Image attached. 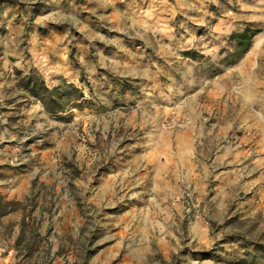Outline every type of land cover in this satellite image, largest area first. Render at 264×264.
Masks as SVG:
<instances>
[{"label":"rangeland","instance_id":"374dc122","mask_svg":"<svg viewBox=\"0 0 264 264\" xmlns=\"http://www.w3.org/2000/svg\"><path fill=\"white\" fill-rule=\"evenodd\" d=\"M0 1V264H264V0Z\"/></svg>","mask_w":264,"mask_h":264},{"label":"crops","instance_id":"0c3cea01","mask_svg":"<svg viewBox=\"0 0 264 264\" xmlns=\"http://www.w3.org/2000/svg\"><path fill=\"white\" fill-rule=\"evenodd\" d=\"M240 11H241V14L244 13L243 11L246 12L245 8L244 9L240 8ZM244 20H245L246 24L243 23V26L247 25L250 29H252L253 27H255V28L257 27L256 25H254V22H253L254 19L252 16L250 18L246 16ZM257 29L260 30L259 28H257ZM260 33H261V31H258V33L256 35H254V37L251 39V45H250L249 49L244 53V55L242 57H240L236 61H235V59H236L235 42L233 39H231L232 34L227 35L225 37V40H224L225 41L224 46L227 47L229 45L230 47H232V49L229 50L228 48H224L223 51H220V54H219L220 60H218V61H220V63H221L222 71H224L225 68H229L230 66H235L239 63L240 64L243 63L244 65L249 64L246 66L254 68L256 66L257 51L259 50L260 46L264 42V37L257 47L254 46L253 39L255 40V37H257V35H259ZM193 35H195V30L191 29L190 30V36L193 37ZM140 54H141V52L132 53V55L134 56V58H132V59H134V62H131V60H130L131 58H127L126 66H127V69L131 70V75L137 74V71L140 69L143 71L144 70L146 71V58H143L144 54H143V56H140ZM113 57H115V56H113ZM251 57L254 58L253 64H250V60H251L250 58ZM191 63H193V62H191ZM157 64H158V67H157V65L155 67H156L158 72L163 67H168L167 61L165 58H163L162 60L157 62ZM194 64L196 65V63H194ZM172 65H173V71L175 70V67H177L176 69H179L181 67V66H178L179 63L177 65H174L172 62ZM181 65H183V64H181ZM188 71H189V69L187 68L186 72H188ZM128 72H130V71H128ZM190 72H192V71H190ZM178 81L181 82V80H179V79H178ZM239 96L241 97V93H239ZM242 101H243V99H242ZM239 103H241V99L239 100ZM245 103H246V100H244L243 105ZM239 112H240V108L238 109V113ZM195 129H196L195 126L192 125L191 128H189L187 131L176 135V141H178L180 143V145L184 140L188 141L190 144L191 143L194 144V136L196 135V133H198L197 130H195ZM241 153L243 156L245 155L242 151H241ZM238 161L239 162L241 161V157L238 158Z\"/></svg>","mask_w":264,"mask_h":264},{"label":"trees","instance_id":"16d2710c","mask_svg":"<svg viewBox=\"0 0 264 264\" xmlns=\"http://www.w3.org/2000/svg\"><path fill=\"white\" fill-rule=\"evenodd\" d=\"M0 3H3L0 1ZM258 33L257 29H250L248 27H244L241 31L235 32L231 35V39L235 42V52H236V59H239L244 55V53L249 49L251 45V39ZM24 88L32 93L33 96H36L38 99H40L44 105L46 110L49 113H53L56 109V107H60L59 102H56L55 97H57L59 100H62L65 98L66 95H69V92L72 91V88L68 90V88L64 91H60V89H48L43 85L42 80H40L37 77H30L27 78L24 82ZM69 87V86H68ZM77 92L78 90H74ZM79 96H81L79 94ZM66 100H62V103L65 104ZM58 103V104H57ZM12 205V204H10ZM25 226L24 218L21 219L20 224V235L23 236L25 234ZM28 234L30 236V244L27 247L28 252L32 251L31 246L34 242V238L36 237V232L34 228H31L28 230ZM254 254L252 255V261L254 260Z\"/></svg>","mask_w":264,"mask_h":264},{"label":"bare ground","instance_id":"6f19581e","mask_svg":"<svg viewBox=\"0 0 264 264\" xmlns=\"http://www.w3.org/2000/svg\"><path fill=\"white\" fill-rule=\"evenodd\" d=\"M264 37V33H260L259 35H257V37H255V40H254V46L257 47L259 45V43L261 42V40L263 39Z\"/></svg>","mask_w":264,"mask_h":264}]
</instances>
